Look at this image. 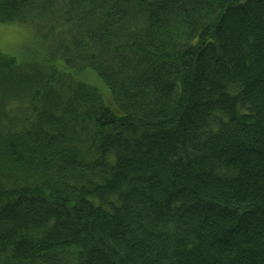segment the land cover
Masks as SVG:
<instances>
[{
  "label": "trees",
  "instance_id": "16d2710c",
  "mask_svg": "<svg viewBox=\"0 0 264 264\" xmlns=\"http://www.w3.org/2000/svg\"><path fill=\"white\" fill-rule=\"evenodd\" d=\"M41 17L56 50L0 52V264H264V0H0Z\"/></svg>",
  "mask_w": 264,
  "mask_h": 264
},
{
  "label": "rangeland",
  "instance_id": "374dc122",
  "mask_svg": "<svg viewBox=\"0 0 264 264\" xmlns=\"http://www.w3.org/2000/svg\"><path fill=\"white\" fill-rule=\"evenodd\" d=\"M53 9L54 14L58 15V18L56 17L57 19H60V16L65 13L62 2L55 3ZM48 15L51 17L52 14L48 13ZM41 20L44 21V24H50L53 22V19L49 21L48 19L41 17L24 24L15 23L0 25V52L5 55L15 56L19 60L25 59V61H28L40 57L42 52L56 50L61 37L59 34L49 36L44 43L43 36L45 30L43 28V23H40ZM80 79L95 84L99 87L101 93L106 99H111V95L106 86L102 84L95 73L90 71L86 72L80 77ZM12 114V118H15V115H17V113ZM14 123V119L8 122V119L4 118V116H1L0 118V128H11Z\"/></svg>",
  "mask_w": 264,
  "mask_h": 264
}]
</instances>
